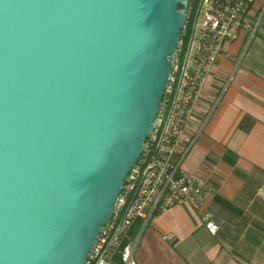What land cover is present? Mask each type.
I'll return each mask as SVG.
<instances>
[{
	"label": "water",
	"instance_id": "water-1",
	"mask_svg": "<svg viewBox=\"0 0 264 264\" xmlns=\"http://www.w3.org/2000/svg\"><path fill=\"white\" fill-rule=\"evenodd\" d=\"M186 0H0V264H86L162 104Z\"/></svg>",
	"mask_w": 264,
	"mask_h": 264
},
{
	"label": "crops",
	"instance_id": "crops-1",
	"mask_svg": "<svg viewBox=\"0 0 264 264\" xmlns=\"http://www.w3.org/2000/svg\"><path fill=\"white\" fill-rule=\"evenodd\" d=\"M248 15L251 29L228 41L204 81L202 132L192 143L191 132L183 137V170L213 195L200 214L177 206L139 220L136 264H264V0Z\"/></svg>",
	"mask_w": 264,
	"mask_h": 264
},
{
	"label": "built area",
	"instance_id": "built-area-1",
	"mask_svg": "<svg viewBox=\"0 0 264 264\" xmlns=\"http://www.w3.org/2000/svg\"><path fill=\"white\" fill-rule=\"evenodd\" d=\"M185 4L177 51L151 134L86 264H136L138 239L130 237L136 222H148L177 206L200 214L213 195L206 180L183 170L189 150L182 146L183 137L191 132L192 143L202 132L205 121L196 107L204 81L228 41L239 30L251 29L248 14L256 0H186ZM202 221L211 235L216 233L218 228L208 216Z\"/></svg>",
	"mask_w": 264,
	"mask_h": 264
},
{
	"label": "trees",
	"instance_id": "trees-1",
	"mask_svg": "<svg viewBox=\"0 0 264 264\" xmlns=\"http://www.w3.org/2000/svg\"><path fill=\"white\" fill-rule=\"evenodd\" d=\"M140 226V224H138V222L135 224V226L132 228L130 237L134 239L135 233L138 231V227Z\"/></svg>",
	"mask_w": 264,
	"mask_h": 264
}]
</instances>
